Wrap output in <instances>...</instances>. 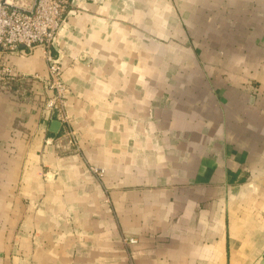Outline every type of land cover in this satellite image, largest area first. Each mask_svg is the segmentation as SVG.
<instances>
[{"label": "crops", "instance_id": "1", "mask_svg": "<svg viewBox=\"0 0 264 264\" xmlns=\"http://www.w3.org/2000/svg\"><path fill=\"white\" fill-rule=\"evenodd\" d=\"M69 8L74 145L43 51L0 50V264H264V0Z\"/></svg>", "mask_w": 264, "mask_h": 264}, {"label": "built area", "instance_id": "2", "mask_svg": "<svg viewBox=\"0 0 264 264\" xmlns=\"http://www.w3.org/2000/svg\"><path fill=\"white\" fill-rule=\"evenodd\" d=\"M71 0H0V50L5 52H27L41 49L47 61L48 96L44 109L50 114L51 122L58 120L60 137H67L75 144L72 117L67 109L69 88L64 79L62 63L54 52L57 37L65 27ZM5 74L0 73V79ZM92 171L101 176L103 168L92 166ZM126 244H137L138 238H123Z\"/></svg>", "mask_w": 264, "mask_h": 264}, {"label": "rangeland", "instance_id": "3", "mask_svg": "<svg viewBox=\"0 0 264 264\" xmlns=\"http://www.w3.org/2000/svg\"><path fill=\"white\" fill-rule=\"evenodd\" d=\"M253 87H254V89H255L256 91L258 90V89H257V88H258L257 85H254ZM67 109H68V104H67ZM68 111H69V109H68ZM69 113H70V112H69ZM70 114H71V113H70ZM71 117H72V123H73L74 118H73L72 115H71ZM88 164H89V170H90L93 174H95V172L92 171V169H91L92 166H98V167L103 168L104 171L102 172V175H101V176L95 174L97 177L102 178V177L105 175L106 168H105L104 166H102V165H100V164H97L96 162H89Z\"/></svg>", "mask_w": 264, "mask_h": 264}, {"label": "water", "instance_id": "4", "mask_svg": "<svg viewBox=\"0 0 264 264\" xmlns=\"http://www.w3.org/2000/svg\"><path fill=\"white\" fill-rule=\"evenodd\" d=\"M61 128V122L58 120H53L50 125V129L54 132H59Z\"/></svg>", "mask_w": 264, "mask_h": 264}]
</instances>
